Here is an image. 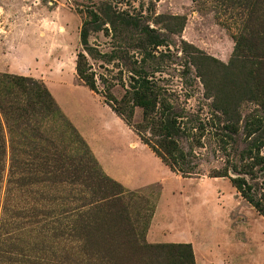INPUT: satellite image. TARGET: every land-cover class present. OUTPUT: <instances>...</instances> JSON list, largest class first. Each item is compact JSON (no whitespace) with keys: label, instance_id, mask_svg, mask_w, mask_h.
Instances as JSON below:
<instances>
[{"label":"rangeland","instance_id":"374dc122","mask_svg":"<svg viewBox=\"0 0 264 264\" xmlns=\"http://www.w3.org/2000/svg\"><path fill=\"white\" fill-rule=\"evenodd\" d=\"M105 12L110 22H104ZM85 20L87 44L82 46L79 32ZM130 21L149 27L162 44H149ZM263 30L264 0H0V72L42 82L48 76L61 95L73 93L77 100H86L92 119L85 130L93 146L135 187L107 175L84 138L54 106L33 117L38 128L28 127L25 154L17 143L19 135L9 136L3 126L0 209L11 158H20L28 160L29 183L20 189L16 203L54 211L49 215L75 210L66 215L73 222L68 234L51 233L41 216L19 221L12 239L19 242L24 258L1 264H115L100 246L110 239L131 238L142 246L124 242L115 255L122 264H173L180 251L176 244L187 242L194 264H264V216L236 192L228 177L208 176L231 164L243 171L249 142L257 138L250 126L257 118L264 124V64L250 68L241 63L247 41L237 46L240 34L251 40L257 33L263 40ZM80 51L95 73L98 93L93 96L75 74ZM143 68L153 74L178 115V146L199 174L182 177L171 171L98 101H104L107 89L119 99L129 77ZM217 95L235 107L236 132L228 130L230 122L217 106ZM141 119V108L135 107L132 120ZM36 144L48 146V151L43 154ZM54 146L70 155L75 172L63 184L49 174L43 176H52L49 180L35 182L33 164L39 156H53ZM246 178L260 188L258 171ZM103 202L114 206L97 209Z\"/></svg>","mask_w":264,"mask_h":264},{"label":"trees","instance_id":"16d2710c","mask_svg":"<svg viewBox=\"0 0 264 264\" xmlns=\"http://www.w3.org/2000/svg\"><path fill=\"white\" fill-rule=\"evenodd\" d=\"M90 16L91 20L96 22L97 15L92 13ZM103 20L105 23L110 22L111 19L107 12H105ZM88 22L87 20L83 21L80 28L79 39L82 46H86L87 44ZM130 22L138 28L141 34L146 36L149 44L156 46L162 44L161 38L155 35L152 30L150 31L149 27H139L136 22ZM237 41L240 44L237 45L238 47L242 46L244 41H247L245 47L243 46L247 53L244 54V59L240 60L241 63L249 65L250 68L253 65L264 64V36L263 40H260L257 33H252V39L250 40L240 34L237 37ZM75 74L82 84L94 93H98L95 73L90 69L82 51L76 54ZM103 96L105 98L104 102L171 171L182 177L199 174V171L194 170L193 166H189L186 163L187 154L178 146L176 137L180 135L182 130L178 115L174 114L170 103L163 97L161 88L158 86L153 74H149L144 68L141 71H135L129 77L128 86L124 89V93L119 99L115 98L108 89ZM215 98L223 117L230 122L227 125L228 130L236 132L237 128L233 124L237 120L235 117V107L225 98L220 99L218 95ZM51 106L56 107L58 111L60 110L42 81L22 75L0 72V171H4L5 169L3 161L6 153V139L3 126L6 127L9 136L14 133L17 137L19 135L20 140L18 138L17 143L21 149L22 146L28 147V127L32 125L29 128L30 130L38 128L36 126L37 119L35 120L33 117L41 114L44 115L45 112L49 113ZM135 107L141 108L142 111V119L137 123H134L132 120ZM33 121L35 122L34 125ZM262 123V119L257 118V120H253V126H250L249 130L252 133L256 132L257 138L249 142V162L245 164L246 168L243 171L238 170L236 164H231L223 167L221 170L210 171L208 176L228 177L236 192L259 214L264 216V139H262L264 136V124ZM9 141L12 144L11 138ZM32 142L34 144L36 142L35 139H32ZM37 144L36 147H39L41 152L44 151L43 154L48 151L46 149L48 146L40 144L44 146L42 148ZM62 151L55 147L53 156L49 158L47 156L37 157L36 162L33 164L34 169L32 172L36 174L35 182L41 183L52 177L43 178L46 174L53 175L60 184L68 182L75 172V168L70 155ZM20 152L22 154L26 153L23 149ZM27 163V159L11 158L6 172L2 197L3 202L0 209V264L17 261L18 258H15V256L21 257L19 260L24 258L23 249L20 247L19 242H14L12 239V233L16 230L17 225H19V221H32L41 216L40 219L46 220L47 224L50 225L48 230L54 235L68 234L73 231V222L68 218L69 215H66L73 212L75 210L74 207L70 210H62V212L56 210L55 213L49 215L50 212L54 211L46 212V209L27 207L15 202L22 186L29 183L26 179L29 172ZM255 165H258L255 171H258L262 178L259 189L254 188L246 178V176L252 177L254 175ZM113 206L114 202H103V204L97 205L96 208H104L106 210ZM124 242L130 243L136 249L142 246L136 238H131L126 241L110 239L100 247L104 252L109 254V258L112 259L111 261L115 264H122L115 255L119 254ZM152 248L162 250L167 247L155 245ZM176 248L180 249V251L175 254L172 261L173 264H194L193 251L189 242L177 243Z\"/></svg>","mask_w":264,"mask_h":264},{"label":"crops","instance_id":"0c3cea01","mask_svg":"<svg viewBox=\"0 0 264 264\" xmlns=\"http://www.w3.org/2000/svg\"><path fill=\"white\" fill-rule=\"evenodd\" d=\"M17 72V71H14ZM19 72V71H18ZM21 73V72H20ZM43 82L51 95L53 96L56 104L60 108V110L63 112V114L67 117V119L71 122V124L76 128V130L79 132V134L84 138V140L87 142L89 148L91 149L92 153L94 154L95 158L105 171L107 175H109L111 178L117 180L119 183H121L123 186L127 188H135L132 186V182L130 178L126 175L121 173L118 170H115L116 168L109 166L106 164L104 157L98 152V149L93 146L91 138L87 135L86 129V121L90 120V109L86 102V100H77L76 96L73 93H65L64 95H61L58 91V87L56 88V85L50 84L49 77L45 76L43 79ZM76 82H79L76 79ZM81 83V82H79ZM82 84V83H81ZM52 85V87L50 86ZM84 85V84H82ZM85 86V85H84ZM87 87V86H85ZM88 88V87H87ZM89 94L93 96L95 94L93 91H91L88 88ZM97 95V94H96ZM102 104L103 107L107 108L112 116V118L115 121H121L124 125L126 124L101 98L98 100ZM127 126V124H126ZM128 127V126H127ZM129 128V127H128ZM131 129V128H129ZM150 184V183H147ZM162 184V183H161ZM146 185V184H145ZM156 212V211H155ZM154 212V214H155ZM155 222V215L152 221V224L150 225L148 236L149 238H152L151 228L152 225Z\"/></svg>","mask_w":264,"mask_h":264}]
</instances>
